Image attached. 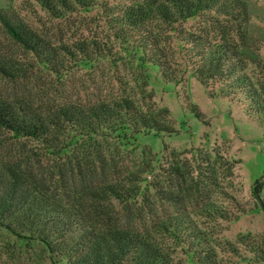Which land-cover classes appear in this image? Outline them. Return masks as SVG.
<instances>
[{"label": "trees", "instance_id": "obj_1", "mask_svg": "<svg viewBox=\"0 0 264 264\" xmlns=\"http://www.w3.org/2000/svg\"><path fill=\"white\" fill-rule=\"evenodd\" d=\"M36 1L56 19L99 5V0ZM108 11L111 31L141 63L156 68L165 84L180 85L190 73L211 98L228 100L264 127V78L250 70L243 50L241 21L247 10L240 0H137ZM190 22L198 26L188 28ZM0 23L8 42L0 46V76L13 83L39 81L41 71L62 77L75 64H92L112 54L105 42L54 40L2 11ZM190 108L196 118H203L196 107ZM0 130L34 145L27 149V162L0 170V229L27 244L44 245L53 264H176L179 251L194 264H225L222 255L238 257L240 247L250 245L264 259V249L248 237L236 243L211 240L187 210L155 221L152 234L127 227L124 220L113 217L110 204L128 202L137 194L125 184H100L104 171L86 165L90 158H101L95 144L71 154L75 166L67 174L58 170L57 182L64 191L52 192L48 182L55 170L42 175V169L53 168V159L69 156L84 138L115 134L117 140L127 142L143 133L171 132L170 126L129 96L52 104L0 96ZM261 185L256 182L255 195ZM203 209L212 217H227L213 201Z\"/></svg>", "mask_w": 264, "mask_h": 264}, {"label": "rangeland", "instance_id": "obj_2", "mask_svg": "<svg viewBox=\"0 0 264 264\" xmlns=\"http://www.w3.org/2000/svg\"><path fill=\"white\" fill-rule=\"evenodd\" d=\"M136 1L99 0L93 9L66 13L63 19H56L36 0H0V11L43 36L69 42L96 39L105 42L112 53L92 64H75L62 77L41 71L39 81L29 85L26 81L13 83L0 76V96L27 98L41 104L94 103L129 96L142 110L170 126L171 132L143 133L127 142L117 140L115 134L84 138L76 149H70L69 156L53 159V168L42 169V175L55 170L48 182L52 192L63 193L57 182L58 170L67 174L75 166L71 154H77L81 146L95 144L101 158H90L86 165L104 171L100 184H125L134 188L132 194H137L128 202L113 200L110 204L113 217L124 220L127 227L152 234L155 221L166 214L187 210L211 240L236 243L239 238L248 237L250 243L264 249V127L228 100L211 98L190 73L180 85L165 84L156 68L141 63L116 31H111L108 11ZM240 1L247 10V17L241 21L243 50L250 70L264 78V0ZM194 23L190 22L188 28H196L198 25ZM5 38L0 23V46L8 44ZM25 84L28 88H24ZM191 106L203 118H196ZM33 147L32 143L15 140L0 130V170L3 172L8 166L17 168L27 162L30 156L27 149ZM76 177L80 178L78 172ZM84 181L89 183V179ZM257 181L262 185L255 195ZM208 201L222 206L227 217L207 215L203 208ZM250 246L240 247L238 257L225 253L221 256L223 262L264 264ZM175 257L176 264H194L181 251ZM0 264L53 262L44 245L27 244L0 229Z\"/></svg>", "mask_w": 264, "mask_h": 264}]
</instances>
